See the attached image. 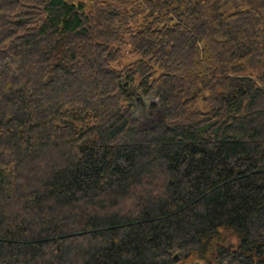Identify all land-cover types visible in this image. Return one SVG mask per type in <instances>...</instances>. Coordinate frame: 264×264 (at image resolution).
Masks as SVG:
<instances>
[{
	"label": "trees",
	"instance_id": "1",
	"mask_svg": "<svg viewBox=\"0 0 264 264\" xmlns=\"http://www.w3.org/2000/svg\"><path fill=\"white\" fill-rule=\"evenodd\" d=\"M198 263L264 264V0H0V264Z\"/></svg>",
	"mask_w": 264,
	"mask_h": 264
},
{
	"label": "rangeland",
	"instance_id": "2",
	"mask_svg": "<svg viewBox=\"0 0 264 264\" xmlns=\"http://www.w3.org/2000/svg\"><path fill=\"white\" fill-rule=\"evenodd\" d=\"M138 96H140V100L135 99L133 106L126 108L124 112L135 120L136 129L141 131L154 126L163 119V116L155 92Z\"/></svg>",
	"mask_w": 264,
	"mask_h": 264
},
{
	"label": "water",
	"instance_id": "3",
	"mask_svg": "<svg viewBox=\"0 0 264 264\" xmlns=\"http://www.w3.org/2000/svg\"><path fill=\"white\" fill-rule=\"evenodd\" d=\"M123 85L127 86V82H124ZM126 90H128L129 92L134 93V94L136 93V89L134 87H132L131 85L127 86ZM198 264H200V263H198Z\"/></svg>",
	"mask_w": 264,
	"mask_h": 264
},
{
	"label": "flooded vegetation",
	"instance_id": "4",
	"mask_svg": "<svg viewBox=\"0 0 264 264\" xmlns=\"http://www.w3.org/2000/svg\"><path fill=\"white\" fill-rule=\"evenodd\" d=\"M136 100H140V98L137 97Z\"/></svg>",
	"mask_w": 264,
	"mask_h": 264
}]
</instances>
